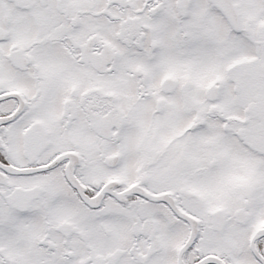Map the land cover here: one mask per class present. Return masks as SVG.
Wrapping results in <instances>:
<instances>
[{
    "label": "snow or ice",
    "instance_id": "snow-or-ice-1",
    "mask_svg": "<svg viewBox=\"0 0 264 264\" xmlns=\"http://www.w3.org/2000/svg\"><path fill=\"white\" fill-rule=\"evenodd\" d=\"M0 264H264V0H0Z\"/></svg>",
    "mask_w": 264,
    "mask_h": 264
}]
</instances>
